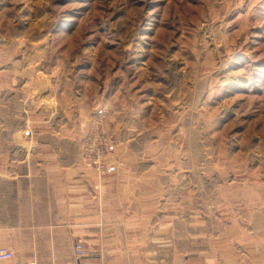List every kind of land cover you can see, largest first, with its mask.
I'll return each mask as SVG.
<instances>
[{
	"label": "rangeland",
	"instance_id": "1",
	"mask_svg": "<svg viewBox=\"0 0 264 264\" xmlns=\"http://www.w3.org/2000/svg\"><path fill=\"white\" fill-rule=\"evenodd\" d=\"M15 146L94 186L98 259L264 264V0H0Z\"/></svg>",
	"mask_w": 264,
	"mask_h": 264
},
{
	"label": "crops",
	"instance_id": "2",
	"mask_svg": "<svg viewBox=\"0 0 264 264\" xmlns=\"http://www.w3.org/2000/svg\"><path fill=\"white\" fill-rule=\"evenodd\" d=\"M34 150L0 148V247L15 258L43 263L113 264L92 254L111 252L114 242V229L105 221L107 211L98 207L94 186L75 178L72 165L53 158L54 150L40 148L42 157L33 160ZM19 154L25 157L19 159ZM77 242L87 254L81 260L74 255Z\"/></svg>",
	"mask_w": 264,
	"mask_h": 264
},
{
	"label": "built area",
	"instance_id": "3",
	"mask_svg": "<svg viewBox=\"0 0 264 264\" xmlns=\"http://www.w3.org/2000/svg\"><path fill=\"white\" fill-rule=\"evenodd\" d=\"M75 255L76 257H82L84 255V246L81 242H77L75 244ZM12 260L13 264H54L53 262L50 263H43L36 259H19L15 258L12 251L7 250L6 248L0 247V261H9Z\"/></svg>",
	"mask_w": 264,
	"mask_h": 264
}]
</instances>
